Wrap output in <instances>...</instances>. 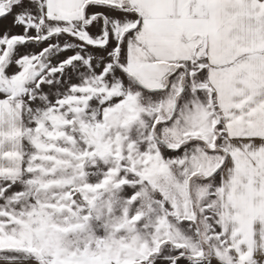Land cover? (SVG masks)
<instances>
[{"label": "snow or ice", "instance_id": "6c2138e0", "mask_svg": "<svg viewBox=\"0 0 264 264\" xmlns=\"http://www.w3.org/2000/svg\"><path fill=\"white\" fill-rule=\"evenodd\" d=\"M0 261L264 264V0H0Z\"/></svg>", "mask_w": 264, "mask_h": 264}, {"label": "rangeland", "instance_id": "374dc122", "mask_svg": "<svg viewBox=\"0 0 264 264\" xmlns=\"http://www.w3.org/2000/svg\"><path fill=\"white\" fill-rule=\"evenodd\" d=\"M8 31L10 34H18L22 32L21 28L14 27L12 17H8L5 20H0V34Z\"/></svg>", "mask_w": 264, "mask_h": 264}, {"label": "crops", "instance_id": "0c3cea01", "mask_svg": "<svg viewBox=\"0 0 264 264\" xmlns=\"http://www.w3.org/2000/svg\"><path fill=\"white\" fill-rule=\"evenodd\" d=\"M0 264H5V262H3V261H0Z\"/></svg>", "mask_w": 264, "mask_h": 264}]
</instances>
